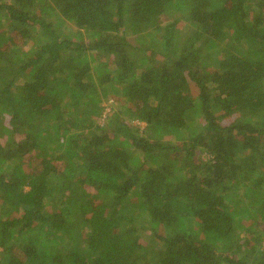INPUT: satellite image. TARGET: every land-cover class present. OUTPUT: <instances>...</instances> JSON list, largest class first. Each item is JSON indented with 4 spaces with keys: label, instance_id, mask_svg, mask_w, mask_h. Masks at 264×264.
I'll use <instances>...</instances> for the list:
<instances>
[{
    "label": "trees",
    "instance_id": "trees-1",
    "mask_svg": "<svg viewBox=\"0 0 264 264\" xmlns=\"http://www.w3.org/2000/svg\"><path fill=\"white\" fill-rule=\"evenodd\" d=\"M261 224L264 0H0V264H264Z\"/></svg>",
    "mask_w": 264,
    "mask_h": 264
},
{
    "label": "rangeland",
    "instance_id": "rangeland-1",
    "mask_svg": "<svg viewBox=\"0 0 264 264\" xmlns=\"http://www.w3.org/2000/svg\"><path fill=\"white\" fill-rule=\"evenodd\" d=\"M71 29L73 28L72 26H69ZM108 104H111V103H108ZM105 105V113H107V112H109V105ZM105 116V115H104ZM99 123H102V120H100L99 121ZM136 124V122H133V124L132 125H135ZM140 128H143L144 127V125L143 124H141L140 126H139ZM245 221V220H244ZM249 223V222H248ZM263 227H264V224H261V228H262V230H263ZM264 244V243H263ZM262 249H264V247H263V245H262Z\"/></svg>",
    "mask_w": 264,
    "mask_h": 264
}]
</instances>
